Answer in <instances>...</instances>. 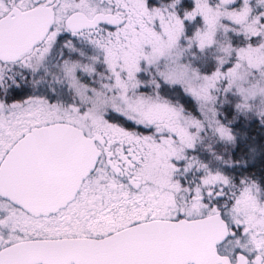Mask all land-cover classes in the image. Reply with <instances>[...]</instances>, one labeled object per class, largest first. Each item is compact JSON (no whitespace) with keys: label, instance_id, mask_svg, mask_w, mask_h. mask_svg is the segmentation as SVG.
<instances>
[{"label":"snow or ice","instance_id":"snow-or-ice-1","mask_svg":"<svg viewBox=\"0 0 264 264\" xmlns=\"http://www.w3.org/2000/svg\"><path fill=\"white\" fill-rule=\"evenodd\" d=\"M0 264H264V0H0Z\"/></svg>","mask_w":264,"mask_h":264}]
</instances>
